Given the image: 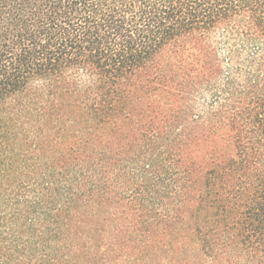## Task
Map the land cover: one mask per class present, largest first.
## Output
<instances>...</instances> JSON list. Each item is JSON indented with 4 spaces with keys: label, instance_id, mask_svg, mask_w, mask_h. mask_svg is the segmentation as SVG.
<instances>
[{
    "label": "trees",
    "instance_id": "1",
    "mask_svg": "<svg viewBox=\"0 0 264 264\" xmlns=\"http://www.w3.org/2000/svg\"><path fill=\"white\" fill-rule=\"evenodd\" d=\"M0 264H264V0H0Z\"/></svg>",
    "mask_w": 264,
    "mask_h": 264
}]
</instances>
